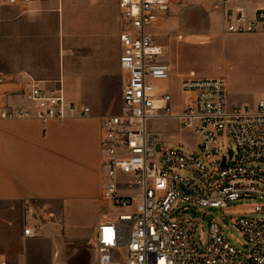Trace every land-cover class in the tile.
I'll return each instance as SVG.
<instances>
[{
	"label": "built area",
	"instance_id": "built-area-1",
	"mask_svg": "<svg viewBox=\"0 0 264 264\" xmlns=\"http://www.w3.org/2000/svg\"><path fill=\"white\" fill-rule=\"evenodd\" d=\"M65 1L0 0V6L32 11L43 3L61 11ZM182 1L118 0L121 66L127 80L122 111L102 119V199L124 212L97 225L93 239L97 264H264V218L249 217L264 215V99L254 110L229 106L226 79L203 78L195 72L181 78L179 106L168 88L159 87L174 71L164 61L166 50L157 41V31ZM249 1L218 0L225 33L264 34V8L250 17L241 6ZM24 79V94L33 109L0 106V119L63 122L78 111L90 113L89 107L69 102L62 89L47 91L34 78ZM9 81L14 82L0 73V86ZM155 121L175 122L179 130L190 131L199 153L187 155L177 147L162 146V134L150 126ZM221 134L232 138L233 150L223 149ZM247 201L253 202L251 210L232 221L246 241V253L225 240L216 221L210 225L208 244L201 242L203 250L197 248L193 241L197 221L190 216L196 215L194 207L227 212L230 205L242 207ZM180 204L187 205L183 210L187 215L171 218ZM38 235L34 226L23 231L26 239ZM0 264L9 262L0 256Z\"/></svg>",
	"mask_w": 264,
	"mask_h": 264
},
{
	"label": "crops",
	"instance_id": "crops-1",
	"mask_svg": "<svg viewBox=\"0 0 264 264\" xmlns=\"http://www.w3.org/2000/svg\"><path fill=\"white\" fill-rule=\"evenodd\" d=\"M241 6L253 17L264 0ZM0 12V73L14 80L0 86V106L33 109L24 94V76H30L45 90L62 89L69 102L90 108L88 115L78 111L63 122L0 119V202L37 200L61 209L103 200L100 105L109 88L124 89L127 80L118 0H67L61 11L43 3L32 11L0 6ZM181 101L174 100L177 106Z\"/></svg>",
	"mask_w": 264,
	"mask_h": 264
},
{
	"label": "rangeland",
	"instance_id": "rangeland-1",
	"mask_svg": "<svg viewBox=\"0 0 264 264\" xmlns=\"http://www.w3.org/2000/svg\"><path fill=\"white\" fill-rule=\"evenodd\" d=\"M217 5L215 0H184L160 24L157 41L165 47L164 61L174 68L172 80L166 85L177 102L183 99L177 75L194 71L203 78L223 77L229 84V106L240 104L254 110L264 99V35L218 34L225 32ZM178 36L184 40L179 41ZM52 44L55 50L56 41ZM59 45L62 50L61 40ZM122 89L109 88L106 104L100 105L104 116L122 111ZM150 126L162 133V146L177 147L187 155L199 153L196 137L190 131L179 130L177 123L155 121ZM220 140L223 149L235 148L230 136L221 134ZM245 204H232L227 212L194 207L196 215L190 216L197 221L193 240L197 248L203 250L201 242L208 244L210 225L216 221L223 227L225 240L246 253V241L232 223L251 210L253 202ZM186 206L178 205L171 218L187 215L183 213ZM123 212L104 200L79 202L61 209L37 200L0 202V256L9 264H97L93 246L97 224ZM249 217L260 219L264 215ZM28 226L39 229V235L25 242L23 231Z\"/></svg>",
	"mask_w": 264,
	"mask_h": 264
},
{
	"label": "water",
	"instance_id": "water-1",
	"mask_svg": "<svg viewBox=\"0 0 264 264\" xmlns=\"http://www.w3.org/2000/svg\"><path fill=\"white\" fill-rule=\"evenodd\" d=\"M230 155L232 156V152L230 153ZM224 164H225V161H224ZM224 164H223V166H224ZM190 213H194V211H190Z\"/></svg>",
	"mask_w": 264,
	"mask_h": 264
},
{
	"label": "bare ground",
	"instance_id": "bare-ground-1",
	"mask_svg": "<svg viewBox=\"0 0 264 264\" xmlns=\"http://www.w3.org/2000/svg\"><path fill=\"white\" fill-rule=\"evenodd\" d=\"M203 45V44H202Z\"/></svg>",
	"mask_w": 264,
	"mask_h": 264
}]
</instances>
